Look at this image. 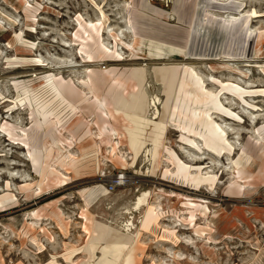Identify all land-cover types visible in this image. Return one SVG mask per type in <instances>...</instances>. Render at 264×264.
<instances>
[{
  "label": "rangeland",
  "instance_id": "rangeland-1",
  "mask_svg": "<svg viewBox=\"0 0 264 264\" xmlns=\"http://www.w3.org/2000/svg\"><path fill=\"white\" fill-rule=\"evenodd\" d=\"M164 64L174 92L163 117L153 69ZM183 66L218 93L210 118L226 137L220 155L182 129L205 108L177 96ZM84 80L107 114L80 90ZM59 85L86 101L73 109ZM141 91L148 123L135 154L115 110ZM180 169L214 180L195 186ZM69 256L264 264V0H0V264Z\"/></svg>",
  "mask_w": 264,
  "mask_h": 264
},
{
  "label": "bare ground",
  "instance_id": "bare-ground-1",
  "mask_svg": "<svg viewBox=\"0 0 264 264\" xmlns=\"http://www.w3.org/2000/svg\"><path fill=\"white\" fill-rule=\"evenodd\" d=\"M171 69L168 68L167 65H165V64L161 65L159 67H154V69H153L155 76H157V81L161 82L160 84L164 85L163 87H164V90L166 91L167 98L164 102L165 109L163 108L164 109L163 117L166 115L167 107L169 106V101H170L172 94L174 92V90H173V85H174L173 84V76L171 75L172 74ZM133 72H134V70H133ZM183 72L186 76H184L182 78V80L179 82V92H178L177 96L182 95L183 98L188 99V101L193 99V101L198 102V104L202 105L203 107L205 106V108H204V110L192 109L189 125L188 126H182V129L186 130L188 133L191 132V133H194L196 135L202 136L205 145L207 147L211 148L212 150H214L218 155H220L223 150H227V148H225V146H223L226 137L217 132L218 126L210 118V111L211 110H215V111L217 110L218 111V108H219V103L217 101V96H216V94L218 95V93H216L214 95L211 91L204 89V87L200 83V80L197 79V75H195V73L193 72V69L191 70L190 67H184L183 66ZM137 73H138V77L142 78L143 69L141 68L140 70L137 71ZM141 81L142 80H139L135 83L133 82V84L129 83L128 86H130V88H131V86H136V88H137L141 85ZM81 86L82 87L80 90H86L87 93L88 92L91 93L92 96L94 97V100L91 102V103H93V107L95 109L98 108L100 110L101 114H103V113L107 114L105 112V110L103 109L104 104L100 101L99 95L96 92H94L91 84L87 80H84V81H82ZM56 89L62 93V96L64 98H66L69 103H71V107H73V109L77 108L74 106V102H77V101L78 102H80V101L85 102L86 101V93H84L82 91L81 92L83 93V95H81L80 97H77V93H74L75 90L73 91L70 87H68L66 85H59V87L56 86ZM226 89H228L231 93H232V91L233 92L240 91V90H238L237 87H226ZM224 90H225V88H224ZM247 92L248 91H246L245 93H247ZM238 93L241 94L240 92H238ZM88 98H89V96H88ZM129 98H130V96H129ZM118 102H120V101H118ZM123 102H127V101L123 100ZM126 106L127 107L125 109L124 108H118L117 110H115V112L119 113L122 116V120H124L126 122L127 125L125 126L124 129H125V133H126L127 138H128L129 146L131 149H134V153L137 154V152L139 151V147L143 144V140L140 138V136L142 135L144 128L147 127V123H148V120L145 119V116H144V114L146 112V107L148 106L145 93L141 91L137 95L132 94L131 99L126 104ZM175 108H177V105L174 106V111H175ZM108 111L111 112V109ZM174 111H172L171 113L174 114ZM175 113L177 114V112H175ZM107 123H108V121H107V119H105L103 126L99 127V129L104 131L106 129L104 127V125ZM195 123L199 124V126H201L202 129H205V131L203 133L201 131H197L198 129L196 130L194 128ZM153 128H155L158 133L156 136L153 135V137L151 139L154 143L157 144L161 140L160 136H161V131L163 130L162 122L159 124H154ZM111 129L113 130V128H111ZM219 130H220V128H219ZM43 149L44 150L49 149V146L45 145V146H43ZM228 151H230V150H228ZM224 152H226V151H224ZM224 152H222V153H224ZM156 154H157V150L155 151L154 155L156 156ZM180 173L184 177H186V180L190 179V181H191V179H192L195 186H198L200 183L205 182L206 180L213 181L214 176H215V175H211V176L205 175L204 173L202 174L201 172H197L196 174H194V173L192 174L187 169H180ZM119 178H120V176H119ZM121 179L122 178H120V180ZM145 197H146V193H143L142 196H140L138 198V203L144 201ZM190 205H191V208L193 206L196 211L200 210V205L198 203H192ZM154 210H155V208H153V206H150L148 212L153 213ZM121 240L122 239H119V241H121ZM118 244L119 245H117V243L115 242L113 250L117 249L119 246L123 245L121 242H118ZM86 248H88V245H86ZM69 260H70V256H69V259H67L66 264H69Z\"/></svg>",
  "mask_w": 264,
  "mask_h": 264
},
{
  "label": "built area",
  "instance_id": "built-area-1",
  "mask_svg": "<svg viewBox=\"0 0 264 264\" xmlns=\"http://www.w3.org/2000/svg\"><path fill=\"white\" fill-rule=\"evenodd\" d=\"M118 178L119 177L116 178V180H115L114 183H116V184H119L120 183L121 180H120V178L119 179ZM109 186H110V189L114 188V185L113 184H110Z\"/></svg>",
  "mask_w": 264,
  "mask_h": 264
}]
</instances>
